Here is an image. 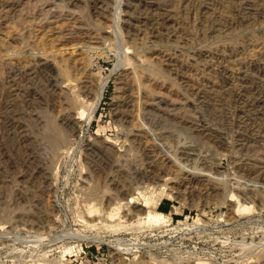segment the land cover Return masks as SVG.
Returning <instances> with one entry per match:
<instances>
[{
  "label": "rangeland",
  "instance_id": "obj_1",
  "mask_svg": "<svg viewBox=\"0 0 264 264\" xmlns=\"http://www.w3.org/2000/svg\"><path fill=\"white\" fill-rule=\"evenodd\" d=\"M116 3L0 0V264H264V0Z\"/></svg>",
  "mask_w": 264,
  "mask_h": 264
},
{
  "label": "bare ground",
  "instance_id": "obj_2",
  "mask_svg": "<svg viewBox=\"0 0 264 264\" xmlns=\"http://www.w3.org/2000/svg\"><path fill=\"white\" fill-rule=\"evenodd\" d=\"M117 1V3H116V7H115V18H114V22H115V25H116V30H117V32L119 33L120 31H121V28H120V25H119V23H120V6H121V3H122V1L123 0H116ZM114 17V16H113ZM162 23V22H161ZM166 23V22H165ZM214 24V23H213ZM160 25V24H159ZM121 42V41H120ZM35 69V68H34ZM69 76V75H68ZM124 81V80H123ZM107 83V82H106ZM105 82H103V83H101L100 85H99V87H98V89H97V94H96V98H95V100L89 105V107H88V109L86 110V113H85V116H86V118H87V120L88 121H91L93 118H94V115H95V112H96V109H97V106H98V104H99V101H100V99H101V97H102V93H103V89H104V86H105V84H106ZM46 84V83H45ZM139 86H141L140 85V83H139ZM84 87V86H83ZM82 87V88H83ZM55 88V87H54ZM88 88V87H87ZM58 89V88H57ZM24 90V89H23ZM51 90V89H50ZM54 90V89H53ZM84 90V89H83ZM56 91V90H55ZM84 92V91H83ZM58 95V94H57ZM255 101V100H254ZM74 104H79L80 103V100L78 99V98H75V99H73V101H72ZM247 103V102H246ZM245 103V104H246ZM254 109V108H253ZM20 114V113H19ZM65 114V113H64ZM74 118H76V117H74L73 116V114H71V113H68L67 115H64L63 117H61V119L59 120V122L57 123V125L56 124H54L53 123V121L51 120V118L50 117H48V120H47V123L46 124H48L47 125V127H49V130L50 131H52V132H55V136H53V134L52 133H50V134H52V135H49V134H44V138H46L47 139V141H46V143H48L49 144V146H50V148L52 149H58L57 148V138H59L60 140L61 139H64L63 138V136H64V131H66V129H74L73 128V123L72 122H74V121H72ZM131 118V117H130ZM255 119V118H254ZM75 120V119H74ZM252 121V120H251ZM75 122H76V120H75ZM177 122V121H176ZM126 123V122H125ZM253 123V122H252ZM255 123V122H254ZM173 124V123H172ZM245 124V123H244ZM243 124V125H244ZM9 125V124H8ZM45 125V124H44ZM44 127H46V126H44ZM16 128V127H15ZM36 128V127H35ZM202 128V127H201ZM45 129V131L46 130H48V128L46 129V128H44ZM204 129V128H203ZM34 131V130H33ZM250 131V130H249ZM47 132H49V131H47ZM46 132V133H47ZM206 134V133H205ZM142 136V135H141ZM43 137V136H42ZM27 138H29V136L27 137ZM136 138V137H135ZM27 140V139H26ZM141 140V139H140ZM45 141V140H44ZM132 142H133V139H132ZM137 142V141H136ZM25 145V144H24ZM141 146V145H140ZM29 147V146H28ZM40 148V147H39ZM153 149V148H152ZM149 150V149H148ZM32 151V150H31ZM34 151V150H33ZM53 151V150H52ZM151 151H154V149L153 150H150L149 152L151 153ZM32 152H30V154H31ZM34 153V152H33ZM146 153H147V151H146ZM30 154H29V156H30ZM32 155V154H31ZM34 155V154H33ZM147 156V155H146ZM151 156V155H150ZM153 156V155H152ZM151 156V157H152ZM30 158V157H29ZM148 158V157H147ZM32 159H33V157H32ZM152 159H154V158H152ZM168 159V158H167ZM166 159V160H167ZM37 160V159H36ZM171 160V159H170ZM31 161V160H30ZM148 162V161H147ZM150 162H152V160L150 161ZM154 163V162H153ZM156 164H157V162H156ZM156 164H155V166H156ZM162 164V163H161ZM151 166V165H150ZM160 166H162V165H160ZM158 168H159V165H158ZM155 171H158V170H155ZM41 172V171H40ZM152 172V171H151ZM32 174V173H31ZM34 174V173H33ZM36 174V173H35ZM139 175V174H138ZM152 174L150 173V174H140L139 175V178L140 179H146V180H150V179H154L155 180V177L154 176H151ZM156 175V174H155ZM124 176V175H123ZM35 177V176H34ZM39 177V176H38ZM139 178H137V179H139ZM157 179V178H156ZM132 180V179H131ZM204 181V180H203ZM133 182V181H132ZM33 183V182H32ZM142 193L143 192H141V191H136V192H134V195H131L130 196V199L127 201V202H129V201H132V199L134 200V199H139L140 197H142L143 195H142ZM132 194H133V191H132ZM232 195V194H231ZM132 198V199H131ZM147 201L148 200H146L145 201V203H147ZM127 202L126 203H124V204H127ZM91 204V203H90ZM238 205H239V203H238ZM91 209H93V208H90L89 207V209H88V211L89 212H91L92 213V211H96L95 210V208L93 209V210H91ZM118 209L119 208H114V209H112V211L111 212H109L108 214H107V216H108V218L110 217V218H112L116 213H113V211H118ZM236 210V209H235ZM106 217V216H105ZM32 219V218H31ZM206 262H201V261H196V264H205Z\"/></svg>",
  "mask_w": 264,
  "mask_h": 264
}]
</instances>
